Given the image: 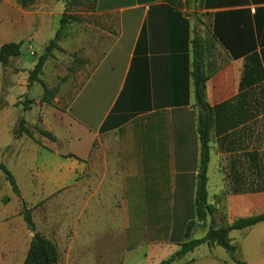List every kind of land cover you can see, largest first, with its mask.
<instances>
[{
    "label": "crops",
    "instance_id": "0c3cea01",
    "mask_svg": "<svg viewBox=\"0 0 264 264\" xmlns=\"http://www.w3.org/2000/svg\"><path fill=\"white\" fill-rule=\"evenodd\" d=\"M87 1L110 28L116 19L117 34L66 105L45 113L42 125L56 142L16 139V115L10 133L13 145H22L14 155L8 145L0 153L15 161L28 157L30 188L25 193L18 185L20 195L12 190L14 198L0 208V264H24L27 257L34 233L23 204L36 232L58 251L61 244L68 250L66 264L77 237L96 234L93 225L99 223L84 217L129 218L122 264H161L180 249L195 220L201 153L195 39L205 55L213 116L208 202L215 212L205 225L196 223L190 239L199 232L196 239L203 238L212 223L222 227L263 215L264 0ZM0 6V26L18 28L11 13L17 5L0 0ZM39 21L44 26L43 17ZM27 85L16 89L24 95ZM17 103L6 102L0 111L13 107L20 113ZM116 234L98 238L103 248L115 247ZM230 235L242 261L264 264V222ZM208 247L202 262L186 255L174 264H234L229 255L213 254L218 246Z\"/></svg>",
    "mask_w": 264,
    "mask_h": 264
},
{
    "label": "rangeland",
    "instance_id": "374dc122",
    "mask_svg": "<svg viewBox=\"0 0 264 264\" xmlns=\"http://www.w3.org/2000/svg\"><path fill=\"white\" fill-rule=\"evenodd\" d=\"M10 1L17 5V10L11 9V13L12 16L17 14L19 26L18 28L15 27L14 30L16 31L13 29L8 31V26L3 23L0 26V43H21L22 48L21 56L18 59L15 58L7 68H3L0 63V106L3 107L6 102L18 100L16 108H21L22 111L19 113L13 107L0 111V148L5 145L11 146L9 153L14 155L15 150L22 145L20 140L13 145L14 139L10 133L14 127L16 115L18 119L16 127L20 120L25 118L30 128L39 126L44 129L42 123L45 113L51 109L63 108L67 101L75 95L87 74L105 55L115 40L117 25L115 18L112 19V28H110L108 22L104 24L102 19L94 16L87 0H81L79 4H75L72 0H37L33 4L29 3L27 8H22L18 0ZM64 15L69 24L63 31L62 39L59 42L62 51H53L45 64L43 75L40 76L50 90L58 89L53 106H49L42 103L43 94L42 96L38 94L43 92L42 85L38 82L32 83L29 80V74L38 63L45 47L55 38ZM41 17L44 19V26L40 24L39 19ZM25 84H28V89L26 94L22 95L20 88L16 89V86H24ZM26 99L34 100L36 106L39 103L40 107H32V111H30L28 105L24 104ZM33 137L35 141H44V137L36 131L33 132ZM6 154L0 153V164L3 163L15 175L20 189L27 193L30 188L28 157L15 161L8 159ZM13 198L12 188L7 182L5 174L0 170V208H3V205H8L10 199ZM10 207L14 210L16 203L13 202ZM84 220L88 224L95 221L99 223L93 225L96 234L92 232L89 235L90 239L82 240L80 235L77 237L70 264H122L128 252V249L124 248L126 235L123 232L129 218L120 214L115 217H84ZM111 230L117 232L115 235L117 239L112 242L115 247L107 250L103 248L104 240L102 239L110 236ZM201 235V232L196 233L195 239ZM101 237L102 239H98ZM230 238L233 237L230 235ZM166 250L169 251L168 254H171L172 250L169 248ZM216 250V253L213 251V254L221 255V257L228 256L223 248L218 247ZM67 251L61 244L59 264H66ZM141 254L139 251L136 257L140 259L144 254L143 250ZM209 254L208 245H202L195 252L188 254L187 257L202 262L201 260ZM148 261L149 264H152L150 260Z\"/></svg>",
    "mask_w": 264,
    "mask_h": 264
},
{
    "label": "trees",
    "instance_id": "16d2710c",
    "mask_svg": "<svg viewBox=\"0 0 264 264\" xmlns=\"http://www.w3.org/2000/svg\"><path fill=\"white\" fill-rule=\"evenodd\" d=\"M37 0H19V5L22 8H27L28 4H33ZM75 4H79L81 0H72ZM69 21L67 17L61 19L60 29L55 35V38L45 48L42 56L39 58L35 68L29 74V80L34 83L38 82L43 87L42 103L49 106H53V101L58 94V89L50 90L45 82L42 81L40 76L43 75L45 64L48 58L52 55L54 50L62 51L59 42L62 39L63 31L66 29ZM21 43H7L0 49V63L3 68H7L10 65L12 59L19 58L21 56ZM195 56L193 62L192 77L194 80L195 94L198 109V134L201 144L199 173L197 177V185L195 192V220L191 221L186 229V241L180 244V249L174 253L168 260L163 261L161 264H174L182 257L193 253L202 245L218 246L223 248L231 258L234 264H247L242 261L238 256V247L234 245L230 239V233L237 230H246L259 223L264 222V214L254 218L237 220L233 224H227L222 227H217L212 223L208 229L206 235L201 239H190L191 233L196 223L206 224L208 219L213 216L215 208L208 202V167L210 163V141L211 131L213 126L212 110L210 109L206 99V83L208 75L206 73L205 55L201 49L200 41L194 40ZM83 63V62H82ZM34 100H25L24 104L28 105L29 110L31 105L34 104ZM36 131L42 137L56 142V137L44 130L39 126L30 128L25 118H22L14 129V137L20 138L22 136H28L34 139L33 132ZM0 170L5 174L6 180L11 186L13 192L19 196L20 190L14 175L5 166L1 165ZM24 220L28 229L34 233V238L31 242L30 249L24 264H59L60 254L57 246L50 240L46 239L42 235L36 232V226L34 224L31 211L23 204Z\"/></svg>",
    "mask_w": 264,
    "mask_h": 264
},
{
    "label": "built area",
    "instance_id": "2783aa9c",
    "mask_svg": "<svg viewBox=\"0 0 264 264\" xmlns=\"http://www.w3.org/2000/svg\"><path fill=\"white\" fill-rule=\"evenodd\" d=\"M32 55H33V53H32Z\"/></svg>",
    "mask_w": 264,
    "mask_h": 264
}]
</instances>
